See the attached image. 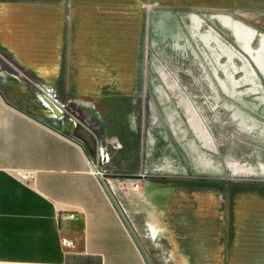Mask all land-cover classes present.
I'll return each instance as SVG.
<instances>
[{
    "label": "crops",
    "instance_id": "obj_1",
    "mask_svg": "<svg viewBox=\"0 0 264 264\" xmlns=\"http://www.w3.org/2000/svg\"><path fill=\"white\" fill-rule=\"evenodd\" d=\"M167 2L0 0V264H221L232 240L230 264H259L264 201L236 194L213 164L228 139L217 133L198 183L195 144L176 114L165 120L145 50L152 25L166 27ZM232 3L264 23V0ZM20 72L89 125L107 154L102 180L90 171L97 147L69 133Z\"/></svg>",
    "mask_w": 264,
    "mask_h": 264
},
{
    "label": "rangeland",
    "instance_id": "obj_2",
    "mask_svg": "<svg viewBox=\"0 0 264 264\" xmlns=\"http://www.w3.org/2000/svg\"><path fill=\"white\" fill-rule=\"evenodd\" d=\"M232 1L225 0L224 7L222 0H168L162 8L166 27L159 35L152 25L146 60L167 94L165 120L176 114L195 144L198 173L193 180H207L210 149L223 135L228 156L213 164L223 168L236 194L264 201V23ZM151 121H159L158 115L152 113ZM226 229L233 234L232 225ZM232 242L221 264H230ZM258 260L264 264V254ZM68 264L95 262L72 255Z\"/></svg>",
    "mask_w": 264,
    "mask_h": 264
},
{
    "label": "built area",
    "instance_id": "obj_3",
    "mask_svg": "<svg viewBox=\"0 0 264 264\" xmlns=\"http://www.w3.org/2000/svg\"><path fill=\"white\" fill-rule=\"evenodd\" d=\"M0 57H4L0 53ZM22 76L33 86L37 88V90L40 92L42 97L48 102V104L53 107L58 113H60L61 117H67L70 123L74 128L83 127L92 132L89 125L80 118L79 115L74 113L68 105L58 100L56 97H54L50 92H48L45 88H43L39 83H37L35 80L30 78L26 73L20 72ZM93 133V132H92ZM96 144H97V151L96 155L94 157L93 163L91 165V173L98 178H103V172L100 170L99 166L107 161V154L106 152L100 148L99 141L95 134L93 133ZM15 174L18 176V178L22 181L26 182H33L35 178V172L32 170H14ZM73 216V215H71ZM62 243L66 247H72L73 242L71 240L63 239Z\"/></svg>",
    "mask_w": 264,
    "mask_h": 264
},
{
    "label": "water",
    "instance_id": "obj_4",
    "mask_svg": "<svg viewBox=\"0 0 264 264\" xmlns=\"http://www.w3.org/2000/svg\"><path fill=\"white\" fill-rule=\"evenodd\" d=\"M51 108H52V110H53V112L55 113L56 116L61 117L60 113H58L53 107H51ZM64 119H65V122H66V130L69 133H71V134H80V135L82 134L84 139H86L95 148L97 147L95 137H94L93 133L90 130H88L86 128H83V127L74 128L67 117H64ZM100 179L102 180V178H100ZM102 182L104 183V181H102ZM138 245L140 246L139 243H138Z\"/></svg>",
    "mask_w": 264,
    "mask_h": 264
},
{
    "label": "trees",
    "instance_id": "obj_5",
    "mask_svg": "<svg viewBox=\"0 0 264 264\" xmlns=\"http://www.w3.org/2000/svg\"><path fill=\"white\" fill-rule=\"evenodd\" d=\"M74 257H81V256H78V255H74ZM95 264H97V260L96 259H93Z\"/></svg>",
    "mask_w": 264,
    "mask_h": 264
}]
</instances>
